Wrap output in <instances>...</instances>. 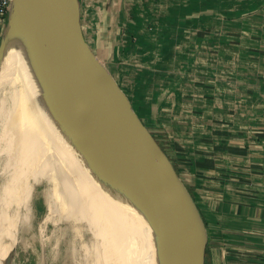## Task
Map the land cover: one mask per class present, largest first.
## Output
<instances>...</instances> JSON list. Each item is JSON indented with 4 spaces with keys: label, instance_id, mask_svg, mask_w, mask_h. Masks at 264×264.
I'll use <instances>...</instances> for the list:
<instances>
[{
    "label": "crops",
    "instance_id": "0c3cea01",
    "mask_svg": "<svg viewBox=\"0 0 264 264\" xmlns=\"http://www.w3.org/2000/svg\"><path fill=\"white\" fill-rule=\"evenodd\" d=\"M81 1L88 43L204 214L203 264H264V0Z\"/></svg>",
    "mask_w": 264,
    "mask_h": 264
},
{
    "label": "bare ground",
    "instance_id": "6f19581e",
    "mask_svg": "<svg viewBox=\"0 0 264 264\" xmlns=\"http://www.w3.org/2000/svg\"><path fill=\"white\" fill-rule=\"evenodd\" d=\"M30 52L24 32L10 29L0 55V237L10 221H19L7 210L16 200L20 208L23 197L29 214L21 222L42 230L52 225V237L40 242L69 264H167L175 253L156 229L180 250L184 232L154 217L118 175L88 153L86 140L55 112ZM43 182L47 213L38 224L30 195Z\"/></svg>",
    "mask_w": 264,
    "mask_h": 264
},
{
    "label": "water",
    "instance_id": "95a60500",
    "mask_svg": "<svg viewBox=\"0 0 264 264\" xmlns=\"http://www.w3.org/2000/svg\"><path fill=\"white\" fill-rule=\"evenodd\" d=\"M8 20L7 33L15 27L24 32L55 112L86 140L88 153L118 175L154 217L165 218L184 232L180 250L156 229L175 253L167 264H203L207 228L200 209L88 43L82 1L13 0Z\"/></svg>",
    "mask_w": 264,
    "mask_h": 264
},
{
    "label": "rangeland",
    "instance_id": "374dc122",
    "mask_svg": "<svg viewBox=\"0 0 264 264\" xmlns=\"http://www.w3.org/2000/svg\"><path fill=\"white\" fill-rule=\"evenodd\" d=\"M87 21L88 20H84V23L86 22V29L88 27ZM82 25H83V21H82ZM10 89H12V88H10ZM39 173H42V171L41 172L35 171V176H37ZM33 175L34 174H32L31 176H33ZM1 183H2V178H0V185L2 187ZM44 184H45V182H43L41 184H37L36 187L33 188L32 194L30 195L31 196L30 205L32 206L31 209L33 211V214L35 215L36 223H38V224L42 223V221H43V219L47 213V205H46L45 198L43 195L44 191L47 190V186ZM27 197H28V195H27ZM10 200L13 202L12 199H10ZM16 202H17V200H16ZM16 202L12 203L9 206L7 212L10 215H13V217L17 216L16 218L19 221H17L18 223L17 222L12 223L11 221L9 222V224H8L9 227L6 226L7 232L4 230V234L6 233V236H5L4 240L2 241L3 248H4V245L6 246L7 244H8L7 247L12 246L14 248L13 258L11 260L12 264H69V260L66 257H64L63 255L62 256L59 255L57 257L56 254L53 253V250L51 248H49V246L46 247V244H45V247H44V244H41L43 239L44 240L42 243H47L48 238L52 237V235L54 234L53 230H55L54 227L52 225H48V227H46L45 229L42 230L41 228L39 229V227L36 225L32 226L29 224L27 226L26 225L27 223L23 224L21 222L20 218L22 219V216L24 218L27 217L29 212L26 210L25 201H24L23 197L21 198L20 203H19L20 208H18V206H17L18 204H16ZM45 205H46V207H45ZM2 209H3V207L0 208V211ZM1 213H2V211H1ZM10 223H12V224H10ZM0 225H1V222H0ZM39 230H41L40 231L41 233L39 232ZM8 231H10V232H8ZM42 233H44V234H42ZM39 235H41L42 237H40ZM46 236H48V238ZM0 238H3V236ZM40 240H41V242H40ZM39 242H40V244H39ZM3 248H1V249H3ZM8 249L10 250V248H8ZM0 254H1V252H0ZM53 254L55 256H53ZM7 255H8V253H7Z\"/></svg>",
    "mask_w": 264,
    "mask_h": 264
},
{
    "label": "built area",
    "instance_id": "2783aa9c",
    "mask_svg": "<svg viewBox=\"0 0 264 264\" xmlns=\"http://www.w3.org/2000/svg\"><path fill=\"white\" fill-rule=\"evenodd\" d=\"M13 0H0V22H3L9 15Z\"/></svg>",
    "mask_w": 264,
    "mask_h": 264
},
{
    "label": "trees",
    "instance_id": "16d2710c",
    "mask_svg": "<svg viewBox=\"0 0 264 264\" xmlns=\"http://www.w3.org/2000/svg\"><path fill=\"white\" fill-rule=\"evenodd\" d=\"M198 206V205H197ZM198 208H199V206H198ZM200 209V208H199ZM201 212V211H200ZM201 214H202V216H203V218H204V214H203V212H201Z\"/></svg>",
    "mask_w": 264,
    "mask_h": 264
}]
</instances>
